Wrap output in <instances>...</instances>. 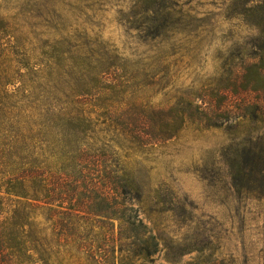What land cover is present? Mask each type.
<instances>
[{"label":"rangeland","instance_id":"1","mask_svg":"<svg viewBox=\"0 0 264 264\" xmlns=\"http://www.w3.org/2000/svg\"><path fill=\"white\" fill-rule=\"evenodd\" d=\"M259 1L264 0H0V16L12 19L31 38L34 63L97 65L103 57L123 66L119 75L128 79L127 97L132 103L180 108L186 102L202 106V98L242 69L256 38L244 13ZM57 40L61 49H52ZM58 50L65 52L60 58ZM11 59L3 51L0 65L4 69L16 65ZM81 76L76 67L74 80ZM15 88L8 86L7 91ZM257 96L229 99L240 109L250 100L249 109L238 112L239 126L218 131L191 123L177 138L156 141L153 149L140 154L143 181L151 192L161 193L160 214L151 209L153 193L140 214L161 238L155 264H264V188L242 189L245 182L230 174V165L240 160L237 144L244 137L233 140L236 133L250 130L264 135V118L252 119ZM28 129L22 135L28 136ZM102 130L96 127L87 143L97 144L95 148L106 143L110 153L126 161V149ZM7 136L0 121V164L5 160L3 149L11 145ZM15 207L13 201L0 202V231ZM33 213L45 224V210ZM44 234L49 241L51 231ZM50 243L47 264H98L79 253L77 244ZM183 250L187 253L179 256ZM169 253H175L174 261L167 259Z\"/></svg>","mask_w":264,"mask_h":264},{"label":"trees","instance_id":"2","mask_svg":"<svg viewBox=\"0 0 264 264\" xmlns=\"http://www.w3.org/2000/svg\"><path fill=\"white\" fill-rule=\"evenodd\" d=\"M250 8L244 16L256 38L242 69L202 98V106L186 102L180 108L132 103L127 97L128 79L119 75L123 66L103 57L97 65H62L59 59L55 65L34 63L31 38L12 19L0 16V54L7 51L16 64L5 69L0 65V99L7 101L0 103V121L11 144L2 153L0 202L17 205L0 231V264H47L51 241L60 246L77 244L79 253L98 264L156 263L161 238L140 214L151 193L155 200L151 209L160 214L161 193L150 191L137 159L156 141L177 138L191 123L218 131L239 126L238 112L247 111L250 100L240 109L229 99L240 94H257L252 119L264 118V1ZM59 41L51 48L61 49ZM64 53L58 50V58ZM76 67L82 76L74 80ZM8 86L16 88L8 92ZM96 127L126 149V161L110 153L106 143L96 148L97 144L87 143ZM26 129L28 136L22 135ZM242 136L237 144L240 160L230 165V174L245 182L242 189L260 190L264 135L248 130L237 132L233 140ZM38 208L46 211L45 224L36 221L33 210ZM41 225L42 232L36 233ZM46 230L51 231L49 241ZM186 253L183 250L179 256ZM174 258L175 253L168 254L169 261Z\"/></svg>","mask_w":264,"mask_h":264}]
</instances>
